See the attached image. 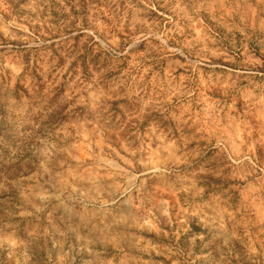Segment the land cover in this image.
Returning <instances> with one entry per match:
<instances>
[{
    "label": "rangeland",
    "instance_id": "obj_1",
    "mask_svg": "<svg viewBox=\"0 0 264 264\" xmlns=\"http://www.w3.org/2000/svg\"><path fill=\"white\" fill-rule=\"evenodd\" d=\"M0 264H264V0H0Z\"/></svg>",
    "mask_w": 264,
    "mask_h": 264
}]
</instances>
